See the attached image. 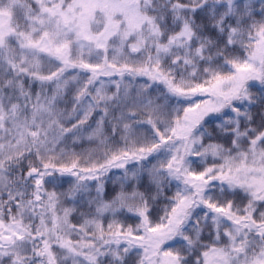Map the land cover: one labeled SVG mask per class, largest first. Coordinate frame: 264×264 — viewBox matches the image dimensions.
<instances>
[{
    "label": "snow or ice",
    "instance_id": "1",
    "mask_svg": "<svg viewBox=\"0 0 264 264\" xmlns=\"http://www.w3.org/2000/svg\"><path fill=\"white\" fill-rule=\"evenodd\" d=\"M0 264H264V0H0Z\"/></svg>",
    "mask_w": 264,
    "mask_h": 264
}]
</instances>
